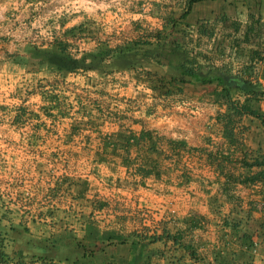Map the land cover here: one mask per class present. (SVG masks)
<instances>
[{"label":"trees","instance_id":"trees-1","mask_svg":"<svg viewBox=\"0 0 264 264\" xmlns=\"http://www.w3.org/2000/svg\"><path fill=\"white\" fill-rule=\"evenodd\" d=\"M205 1L215 0H183L182 8L173 11L154 3L149 11L153 22L138 18L132 22L133 36L116 44L101 36L103 27L96 17L81 15L78 22L66 26L74 15L63 14L46 24L51 32L50 41L28 43L19 52L6 54L4 60L20 69L53 72L61 79L70 74L93 73L105 81L115 75H127L124 84L149 89L155 101L187 98L190 91L211 88L207 96L218 110L206 124L202 141L215 150L190 147L185 141L150 130L125 127L122 122L127 116L126 109L116 104L109 112L96 107L98 121L108 124L110 129L102 135L101 144L93 149L86 163L98 179L107 164L123 168L124 178L108 180L117 188L144 187L148 181L157 187L167 183L179 165L181 177L188 179L182 161L184 157H195L210 169L206 184H215L220 197L231 205L227 213H221L217 206L216 214L222 220L223 234L228 229L242 240L241 262L218 261L217 256L210 261L208 255L199 253L195 243H185L187 233L202 229L206 223L198 213L182 220L185 228L182 230L169 225L171 215H168L161 220L159 234L155 227H144L136 243L171 242L173 249H183L195 264H251L252 256L247 252L257 246L264 249V114L256 108L264 94L258 81L260 76L264 77V20L256 14L242 23L233 15L224 14L220 21L226 23V30L222 33L215 21L189 23L194 4ZM252 1L257 6L264 2ZM81 42H92L93 46L79 50ZM47 84L37 85L45 117L53 121L69 116L71 105L66 96L56 85ZM79 108L83 109V105ZM55 109L57 114L52 115ZM79 112L84 116V111ZM248 118L258 120L261 126L255 148L246 146L248 127L244 120ZM214 136H221L224 142L213 143ZM68 180L63 179L69 184ZM238 186L251 191L246 201L234 194ZM81 187L79 197L84 198V192L92 186L85 180ZM96 201L100 208L107 205L103 199ZM31 204L24 196L13 198L0 190V264H115L102 258L106 247L127 242L118 234L106 238L92 232L70 234L62 241L51 235H36L29 226ZM253 213L259 217L255 218Z\"/></svg>","mask_w":264,"mask_h":264},{"label":"crops","instance_id":"crops-1","mask_svg":"<svg viewBox=\"0 0 264 264\" xmlns=\"http://www.w3.org/2000/svg\"><path fill=\"white\" fill-rule=\"evenodd\" d=\"M218 1L194 4L188 22L192 23L190 19L203 20V16L210 13L218 16L219 11L202 14ZM40 2L48 3V0H0V190L10 193L13 198L20 195L30 199L31 232L51 235L59 241L70 234L92 232L102 238L118 234L127 242L109 245L102 257L115 264H195L183 249H173L171 242L147 244L136 241L147 226L157 228L159 234L161 220L168 215H171L169 225L182 230L185 229L182 220L191 213H198L204 216L206 223L202 224V229L187 233L185 243H195L199 253L208 255L210 261L217 256L218 261L241 262L242 240L231 235L228 229L223 234L222 220L216 214L217 206L221 213H227L231 205L220 197L215 184H206L210 169L204 163H198L195 157H184L182 161L190 176L188 179L181 177L182 165H179L168 182L157 187L148 181L144 187L117 188L108 180L124 178L123 168L107 164L103 176L98 179L86 163L93 149L101 144L102 135L110 129L108 124L98 121L96 107L105 112L116 104L125 108L127 116L122 123L134 131L159 126L166 133L178 125L189 136L188 146L215 150L202 141L206 135L203 119L196 117L195 121L187 122L186 115L173 112L169 121L154 123L152 113L167 109L158 105L159 101L154 100L149 89L133 83L124 84L127 75H115L105 81L93 73L70 74L61 79L53 72L20 69L5 62L6 54L19 52L28 43L50 41L51 32L46 24L61 14L47 17L46 13L57 8L62 0L39 7L37 13L34 9ZM154 3L165 5L168 11L180 10L183 6V0H102L98 6L101 10L88 9L81 14H72L74 16L66 26L78 22L81 15L94 16L102 24L101 36L116 44L133 36V21L138 18L152 20L149 11ZM37 15L40 16L37 18ZM37 19L42 21L41 27H35ZM84 46L88 49L93 43L86 42ZM258 81L264 84L260 77ZM38 83L57 86L71 105L69 116L53 121L45 117ZM80 104L83 105L81 110ZM214 108L218 110L216 105ZM79 111H84V116ZM51 113L56 115L57 109ZM244 124L248 127L246 146L255 148L261 133L260 123L248 118ZM223 142L221 136L213 137V143L221 145ZM86 146L88 148H84ZM64 178L69 179V184L63 181ZM85 180L92 189L80 198L81 183ZM250 192L238 186L234 194L246 201ZM98 199H103L107 205L100 208ZM252 215L259 217L256 213ZM247 253L252 256L251 264H264L261 246Z\"/></svg>","mask_w":264,"mask_h":264},{"label":"built area","instance_id":"built-area-1","mask_svg":"<svg viewBox=\"0 0 264 264\" xmlns=\"http://www.w3.org/2000/svg\"><path fill=\"white\" fill-rule=\"evenodd\" d=\"M56 0H48V3H38V7H35V11L38 13L40 12L39 7H46L48 4L54 3ZM100 2L102 0H74V2H70L68 0H62L61 4L52 10H48L46 13L47 17L57 16V15H63V14H81L85 11H88V9H91L90 11L101 10L98 8L100 5ZM40 15H37V18ZM35 27H41L42 21H39L38 19L34 21ZM79 50L84 49V43H78ZM213 109L214 105L207 102H199V101H193V100H187V101H181L179 103H176L175 105L171 106L167 110L161 111V112H153L151 115V118L154 123L158 122H167L170 120L171 115L173 112L182 113L186 115L187 122L195 121L196 117H199L203 119L205 124L209 121L211 117H213ZM150 131L160 135L164 136L166 138L170 139H176V140H182V141H189V136L184 132V129L180 128L178 125L177 127H174L173 130L168 131L165 133V130L163 131L161 128L158 127H152L149 129Z\"/></svg>","mask_w":264,"mask_h":264},{"label":"rangeland","instance_id":"rangeland-1","mask_svg":"<svg viewBox=\"0 0 264 264\" xmlns=\"http://www.w3.org/2000/svg\"><path fill=\"white\" fill-rule=\"evenodd\" d=\"M207 11H212V12L219 11V15L218 16L215 15L216 17H214V15H212L211 13L208 15L207 13L209 12ZM203 13L207 14L203 16L205 17V20L215 21L216 23H218L219 33H222L226 30V23L222 24L220 21V19L223 17L224 14L233 15L238 20L242 21V23H246V21L251 19V17L256 14L261 15V17L264 20V2H262L261 5L257 6V4L254 3L252 0H248V1H243V0H224V1L221 0L220 1L219 0L218 2L213 4L212 7L203 10L202 14ZM220 13H222L221 14L222 16H220ZM206 16H209V17H206ZM190 21L192 23L195 22L194 19H190ZM261 74H262V70H261ZM260 78L264 81V77L260 76ZM262 90L264 92L263 84H262ZM210 92H211V88H206L201 91H197V90L190 91V94L187 96V98L180 96V97L169 98L168 100H160L158 102V105H161L162 109H168L171 106L175 105L176 103H179L181 101H187V100H193V101H199V102L204 101V102L213 104L211 101V97L207 96V94H209ZM256 108L264 114V94L260 96V100L258 104H256ZM214 114L215 112L213 111V115Z\"/></svg>","mask_w":264,"mask_h":264},{"label":"water","instance_id":"water-1","mask_svg":"<svg viewBox=\"0 0 264 264\" xmlns=\"http://www.w3.org/2000/svg\"><path fill=\"white\" fill-rule=\"evenodd\" d=\"M263 88H264V84H263Z\"/></svg>","mask_w":264,"mask_h":264}]
</instances>
